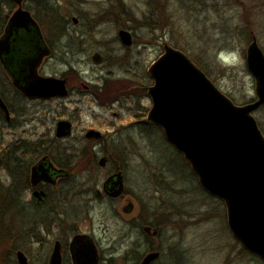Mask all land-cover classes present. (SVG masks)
<instances>
[{"label": "rangeland", "instance_id": "374dc122", "mask_svg": "<svg viewBox=\"0 0 264 264\" xmlns=\"http://www.w3.org/2000/svg\"><path fill=\"white\" fill-rule=\"evenodd\" d=\"M50 2L58 4L69 32L77 31L79 37L71 48L68 42L59 44L40 73L51 78H71L72 91L65 99L22 102L7 91V85L1 86L15 110L26 112L23 122L16 120L9 127L0 125L3 159L13 156L7 161L12 167L24 152L31 168L46 152L41 150L43 143L51 147L47 148L49 155L59 162L63 152L76 154L78 164L70 167L76 176L61 182L66 188L61 198L62 210L68 217L74 210L79 232L95 239L105 260L103 264H137L154 253L149 251L151 239L141 232L140 218L148 215L149 221L156 216L160 219L162 213L179 219L189 216V229L183 235L189 251L176 253L183 259L179 264H221L226 253L218 250L230 247V243L238 253L236 264H263L242 251V245L231 237L223 206L200 188L182 155L166 142L163 131L145 122L152 108L146 90L154 84L148 70L163 54L165 43L185 53L237 105L257 99L246 56L253 38L264 52V0H68L66 6L59 0ZM107 2L118 10L113 9L104 25L95 21L93 24L98 26L91 29L83 23L79 28L71 24L73 16L101 12ZM120 30L133 35L130 47L121 45ZM98 52L105 58L102 65L91 59ZM93 86L105 90L99 100L106 105L112 102L114 93L122 91L124 106L112 108L111 103L101 108L88 95L87 88ZM254 116L264 130V106ZM59 121L72 122L70 138L56 136ZM113 127L121 132L112 139L117 147L114 150L124 158L118 164L126 163V193L117 200L99 199L95 190L102 189L109 174L104 170L107 167L102 169L97 164L88 170V153L94 144L85 135L89 131L111 134ZM8 173L0 164V188L13 183ZM4 196H0V201ZM128 201L135 207L131 214L123 212ZM1 218L2 215L0 222H4ZM28 225L29 234L18 221L12 238L7 234L1 238L5 264H19L18 252H23L32 264H48L50 250L60 238L58 226L47 225V230L40 223ZM176 240L180 243V239ZM166 252L171 254L163 251V255ZM175 261L176 257L166 255L157 264Z\"/></svg>", "mask_w": 264, "mask_h": 264}, {"label": "water", "instance_id": "95a60500", "mask_svg": "<svg viewBox=\"0 0 264 264\" xmlns=\"http://www.w3.org/2000/svg\"><path fill=\"white\" fill-rule=\"evenodd\" d=\"M28 26L39 29L28 13L18 11L0 40L1 57L11 52L14 34ZM119 36L123 45H132L130 32L122 30ZM163 50L162 56L149 69L154 85L148 90L153 106L147 120L164 130L167 141L184 155L204 190L225 203L234 239L264 262V135L254 116L264 106V52L253 38L247 48L246 61L255 80L257 99L237 105L185 53L167 43ZM48 55L49 50L45 48L30 64L26 86L20 87L28 98L49 100L65 97L68 93L65 81L38 75V68ZM93 61L101 64L103 60L96 54ZM0 107L9 119L1 97ZM71 134L70 122H58V138ZM94 136L101 135L94 131L87 135ZM44 168L43 165L33 168L34 185L41 180L51 181ZM112 191L109 194L114 198L123 194L122 174L116 176ZM132 209L130 204L124 212L130 213ZM84 239L77 236L72 243V250H87L73 251L76 264H99L96 247L92 242L83 244ZM157 257L158 254L151 253L141 264H151ZM17 259L20 264H29L23 252L17 253ZM61 263L60 246L57 245L50 264Z\"/></svg>", "mask_w": 264, "mask_h": 264}, {"label": "flooded vegetation", "instance_id": "af4514ba", "mask_svg": "<svg viewBox=\"0 0 264 264\" xmlns=\"http://www.w3.org/2000/svg\"><path fill=\"white\" fill-rule=\"evenodd\" d=\"M60 1H62L65 6L68 4V0L67 2L65 0H59V2ZM114 8L115 10L117 9V7L110 5V3L107 2V7H105L104 5L103 8L101 9L102 10L101 12L98 13L96 12L93 15H87L83 13L82 16L80 14L77 17L73 16L71 19V24L75 28H79V26L82 23L87 27L95 26L97 28L98 25L100 24L104 25L106 22L109 21L111 17V13ZM20 10L28 13L31 16V18L36 22L37 27L39 29L32 26H28L26 29L19 30L17 33L14 34L11 52L8 55L4 54L2 57L0 56V87L7 85V87H9V90L7 91L10 92L11 94H14L15 97H19L22 102L47 101L46 99H41V98H28L22 93L20 89V87L26 86V79L29 76L30 64H32L35 61V59L37 58V56L40 54L41 51L47 48L49 50V55L43 59L40 67L38 68V75L45 77L40 73L41 67L44 64L45 60L48 58H52V56L56 52V47L59 44L62 43L64 44L65 42H68L67 46L68 48H71L72 44L74 45L75 41L78 40L79 33L75 30H74L75 31L74 34H71L69 32L67 22L64 20V18H62L63 14L60 11L58 4L55 6L52 2H50V0H0V40L5 36L7 29L10 27V20ZM115 10L114 13L116 12ZM95 21H98V25L93 24V22ZM38 30H40L42 37H40ZM131 36H132V41L134 42V37L132 34ZM68 37L72 38V40H66V38ZM118 37L121 45H123L119 34ZM123 46L130 47L125 45ZM96 54H99L103 60L101 64H96V65H102L105 61V58L103 54L100 52L95 53L92 56L91 58L92 62L94 63L93 58ZM59 79L65 81V86L67 88L68 93L65 97H55L52 99H57V98L65 99L69 97L71 94L72 90L69 87L71 85V78L63 76L60 77ZM87 91H88V95L94 101H96L101 108H105V106H108L111 103L112 104L109 107L112 108H114L115 106L117 107L124 106L125 97H123L122 91H119L118 93L115 91L116 93L113 94L114 98L112 102L108 103L107 105L101 104L99 100V96L103 91H105L103 88H98L96 86H93L87 88ZM0 97L7 106L9 113V119H7L6 112L0 107V125L6 124L7 127H9L13 125L16 122V120L23 122L26 119V112H24L25 109H23L22 112L18 113L15 110L12 102L10 101L9 96H7L4 92H2L1 89H0ZM68 122L72 124L71 121ZM145 124L151 127L158 128L153 122H145ZM113 130L114 131L111 134L100 133L101 135L100 137H95V136L87 137L90 131L85 135L86 139L92 141L91 143L94 144L93 148H91V151L88 153L90 154L88 161L89 162L88 170L97 164L102 169L107 167L104 170L108 171L107 175L109 174V177H107V179L102 184V189L95 190L96 193L95 196L99 199L109 198L110 200H117L123 197L126 193V177H127L125 171L126 163L123 162L122 164H118V161H123L124 158L122 157V155H118V153L120 152L117 153V151L114 150V148L117 147L113 143V139H112L114 137V134L116 135L118 133V135H120L121 132L120 129L116 130L115 127H113ZM72 132H73V124H72ZM70 137L71 135L69 137L61 138V139H68ZM40 147L42 151L46 150V152L41 153L43 154L41 155L42 156L41 159L38 162L34 163L31 166V168H30V164H28V160L26 159L25 153L24 152L21 153L22 157L25 156L23 157V159L24 162L26 163L25 172L22 174L21 178L16 177V175L14 176L13 174H11V172H9V170H7L6 165L8 163L7 162L8 159L4 160L3 155H1L2 152H0L1 155L0 164L3 163V166L5 167L7 172H9L8 173L9 176L13 179V183H11L8 186H2L3 188L2 187L0 188L2 189L0 191H3V189H6L8 191V193L5 194L8 195L9 205L12 208V210H10L12 216L11 217L12 230L16 231L15 223L18 221H20L21 224H23L24 226L23 229L24 231L26 230V234L30 233L27 232V230H29L30 228V225H28V223H40L41 227H44L45 229H47L46 228L47 225H50V227L51 225L52 227L56 225V227L58 226V234H60V238H58L55 241L54 247L50 251H52L53 253L56 246L57 245L60 246L61 260H62L61 264H76L73 257L74 254L73 251L74 252L79 250L87 251L86 249L83 248H78L79 250L78 249L72 250V243L74 241V238L77 236H83L85 238L83 240L84 241L83 244H86L88 242H92L94 244L96 250L98 251L99 264H103L105 260L102 257V254L100 253V249L98 247L99 245L96 243L95 239L92 236H89L88 234L79 232L76 218L73 217L74 210L73 212L70 211V214H72L71 217H68L66 212L62 210L64 199L61 202V198L64 192H66V188L65 185L62 184L61 182L70 180L69 177L71 175H73V178L76 176L75 174H71V169H70L71 166L76 167V164H78L76 159H74L76 157V154H74V152H70V153L63 152L64 154L61 156V160L59 162L57 158L54 159L49 155V152L47 151L46 148L51 149L50 146H48L46 143H43V145ZM44 159H48V160L46 162H43ZM73 159L75 160V162H73ZM38 165H43L45 166L44 170L45 171L48 170V175L51 177L50 182L41 180L36 185L32 183V179H31L32 170L35 166ZM75 169L76 168L72 169L73 173L75 172ZM118 174H122L123 176L124 192L121 196L114 198L111 197L109 193L113 192L112 189L114 187V183L116 182V176ZM217 201L223 206L225 212V218L227 219V210L225 208L224 203L219 200ZM130 204L133 205L132 211L130 213H125L124 208ZM126 206L123 207V212L125 214H131L135 209L134 204L131 201H128V204ZM29 218L34 222L30 220L27 221ZM155 218L151 219L150 221L147 220L149 219L148 215L146 216L144 215L143 218L142 217L140 218V224L142 228L141 232L145 235L147 239H151V246L149 251L158 254V257L152 262V264L159 263L166 255H170L173 258L176 257V261H175L176 264L181 263L183 259L181 255L180 257H177L176 253H179L178 251L181 252L189 251V249L185 246L183 242L184 239L183 235L189 229V224H190L189 216H186L184 220V219L176 218L175 216L169 213H165V214L162 213L160 219L159 217H157L156 219ZM35 219H38V221L35 222L36 221ZM62 225L64 227L65 232L62 229L63 228ZM227 227L231 237L233 238V235L228 225V219H227ZM168 230H170V234L167 233ZM63 233H67V234H63ZM176 237L180 239V243L178 240H176L177 239ZM163 245H165V247ZM227 245L228 246L230 245V247H224L223 248L224 250L223 249L218 250V251H224V254L226 253L225 258L221 261V264H236L238 253L237 251L234 250L235 248L233 247L232 243ZM163 251H171V254L166 252L165 255H163ZM52 253L49 257L48 264H50ZM251 257L252 259L256 258L254 256ZM27 259L29 264H32L28 257ZM142 261L143 260L139 261L137 264H141Z\"/></svg>", "mask_w": 264, "mask_h": 264}, {"label": "trees", "instance_id": "16d2710c", "mask_svg": "<svg viewBox=\"0 0 264 264\" xmlns=\"http://www.w3.org/2000/svg\"><path fill=\"white\" fill-rule=\"evenodd\" d=\"M262 132H264V130H262ZM23 157H25V156H23ZM23 157L17 156V164L12 165V167H10L8 165V163L6 165L7 170H9V172H11V174H13L14 176L16 175V177H18V178H21L22 174L25 172L26 163L24 162ZM10 159H13V156L10 157L8 160H10ZM186 164H187V166H189L188 163H186ZM5 193H8V191L7 190L0 191V196L5 195L4 200L0 201V211H1L0 216L2 215V217H3V218H1L2 220L4 219L3 220L4 222H2V221L0 222V224H1L0 225V240L2 237H6V234L12 238V235H14V233H15V231H14V233L12 231V223H11V217L12 216H11V213L8 211L11 207L9 205L8 195ZM4 229H6V230L4 231ZM242 251H245V250L242 248ZM4 256L5 255L0 250L1 264H5V257Z\"/></svg>", "mask_w": 264, "mask_h": 264}]
</instances>
